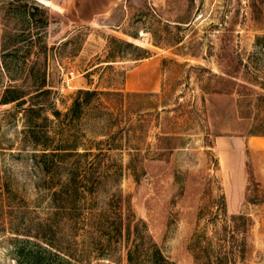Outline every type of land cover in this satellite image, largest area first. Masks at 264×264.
<instances>
[{
	"label": "rangeland",
	"instance_id": "rangeland-1",
	"mask_svg": "<svg viewBox=\"0 0 264 264\" xmlns=\"http://www.w3.org/2000/svg\"><path fill=\"white\" fill-rule=\"evenodd\" d=\"M258 37L264 0H0V264H264Z\"/></svg>",
	"mask_w": 264,
	"mask_h": 264
},
{
	"label": "trees",
	"instance_id": "trees-1",
	"mask_svg": "<svg viewBox=\"0 0 264 264\" xmlns=\"http://www.w3.org/2000/svg\"><path fill=\"white\" fill-rule=\"evenodd\" d=\"M36 10H38V7H36ZM113 39L114 41H119V40H116L114 38H111ZM257 44L261 45L262 44V41H264V37L261 38H257ZM119 43L121 44H124V45H127V46H131V43L130 42H126V41H119ZM262 46V45H261ZM139 49V48H137ZM28 76L30 77V79L32 80V86L37 90L39 91L38 93V96L39 94L40 95H45L47 92H45L43 89L45 87V74L41 75V77L39 78V81L36 80L35 78V71H34V66L30 67L29 70H28ZM42 90V91H41ZM20 95V92L17 91L16 89H14L13 87L12 88H9V89H6L5 92H4V96L3 98L0 100V104H9V103H12L14 101H18L19 99H21L23 96H19ZM97 95V92L96 91H89V90H81L79 91L78 93V96H83V98L80 100L79 98L80 97H76L75 100L73 101V106H72V110H78L80 107H81V102L82 101H85V102H88L90 100V98H92L93 96ZM19 104H22L23 102H18ZM31 110V108L29 109ZM33 111V110H31ZM152 251L151 253L149 254L150 255V259L153 261V262H156V263H159V262H164L165 259L162 257L159 249L153 244L152 245ZM135 248V247H134ZM138 247L136 246L135 248V251ZM58 252H56V254H54V258L51 259L50 257V252L49 250H47L46 248L44 249V253L46 255V258L45 260H40L39 257H37L36 255H24L22 252H19V255H18V258L22 261L21 263L22 264H70L72 260H70L69 258L71 256L67 255V254H64L63 252L60 253L59 251L60 250H57ZM56 259V261H55ZM73 260H75L78 264L81 263L80 260L78 259H75V258H72ZM127 261H128V264H139L137 259H134L133 256H132V253H129L128 256H127ZM140 264H143L140 262Z\"/></svg>",
	"mask_w": 264,
	"mask_h": 264
},
{
	"label": "crops",
	"instance_id": "crops-1",
	"mask_svg": "<svg viewBox=\"0 0 264 264\" xmlns=\"http://www.w3.org/2000/svg\"><path fill=\"white\" fill-rule=\"evenodd\" d=\"M147 63V62H146ZM142 65H145V64H142ZM262 140H259V141H262L261 143L264 144V138H261Z\"/></svg>",
	"mask_w": 264,
	"mask_h": 264
},
{
	"label": "built area",
	"instance_id": "built-area-1",
	"mask_svg": "<svg viewBox=\"0 0 264 264\" xmlns=\"http://www.w3.org/2000/svg\"><path fill=\"white\" fill-rule=\"evenodd\" d=\"M73 73H70V75H72Z\"/></svg>",
	"mask_w": 264,
	"mask_h": 264
}]
</instances>
